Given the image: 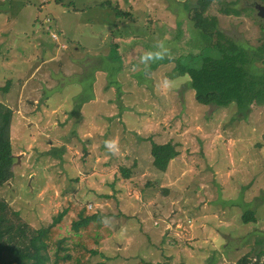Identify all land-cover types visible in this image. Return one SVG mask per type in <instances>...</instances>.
<instances>
[{"label": "rangeland", "instance_id": "obj_1", "mask_svg": "<svg viewBox=\"0 0 264 264\" xmlns=\"http://www.w3.org/2000/svg\"><path fill=\"white\" fill-rule=\"evenodd\" d=\"M102 1L0 0V87L11 80L0 102L11 109L15 157L0 199L31 228L66 206V222L82 205L99 211L112 232L92 262L255 260L264 251V102L242 113L200 104L174 71L171 57L203 44L185 7L195 0H110L120 18ZM228 1L206 14L261 71L264 18L252 7L264 0H237L238 15L219 10ZM147 52L169 60L144 74L158 61L142 63ZM168 141L177 155L159 171L150 143ZM248 209L255 222L242 221Z\"/></svg>", "mask_w": 264, "mask_h": 264}, {"label": "trees", "instance_id": "obj_2", "mask_svg": "<svg viewBox=\"0 0 264 264\" xmlns=\"http://www.w3.org/2000/svg\"><path fill=\"white\" fill-rule=\"evenodd\" d=\"M214 1L220 3L221 0H195L192 6L186 5L185 2L188 19L203 44L200 52L196 54L187 53L171 57L175 62L174 71L187 76L188 84L198 103L217 106L233 103L238 113H242L253 103L264 102V69L255 70V53L251 52V55H254L251 56L248 48L222 33L217 28L216 16L206 14L207 8ZM236 1L225 2L227 6L222 5L219 10L226 14L238 15L240 11L230 7L236 4ZM61 5L69 7L71 4ZM99 5L110 8L115 17L124 16L118 6L113 5L110 0H103ZM156 31L157 29L154 32ZM256 50L264 63V37ZM168 60V56L161 54L158 61L144 69V74L156 65L155 62ZM10 84L11 80H7L6 84L0 87V92L6 93ZM10 120L11 109L0 102V187L13 176L11 166L15 157L9 134ZM174 146L170 141L150 143L151 164L155 169H167L169 161L177 155ZM120 170L123 177L130 176L128 168L121 166ZM69 211L70 206H66L53 216L46 226L31 228L21 221L17 211L12 210L7 202L0 199V264H109L91 261L97 253L95 245L112 232L104 222L103 215L99 211L89 212L85 205H82L76 209V215L66 222L65 216ZM242 221L255 222L254 212L246 210L242 214ZM256 242L259 243L260 240ZM263 255L264 251L261 249L256 252L255 260L245 254L237 260V264H264V260L260 261ZM129 264L167 263L140 260Z\"/></svg>", "mask_w": 264, "mask_h": 264}, {"label": "clouds", "instance_id": "obj_3", "mask_svg": "<svg viewBox=\"0 0 264 264\" xmlns=\"http://www.w3.org/2000/svg\"><path fill=\"white\" fill-rule=\"evenodd\" d=\"M159 57L161 55L160 52L152 53V52H147L143 56H141V62H145L148 60H151L153 56ZM105 148L109 151H116V142L114 140H105L104 141Z\"/></svg>", "mask_w": 264, "mask_h": 264}, {"label": "flooded vegetation", "instance_id": "obj_4", "mask_svg": "<svg viewBox=\"0 0 264 264\" xmlns=\"http://www.w3.org/2000/svg\"><path fill=\"white\" fill-rule=\"evenodd\" d=\"M260 6H263L264 7V3L254 2L253 7H252L256 11L257 15H258V11H259L258 9H259ZM259 17H261V16H259ZM262 18H264V17H262Z\"/></svg>", "mask_w": 264, "mask_h": 264}, {"label": "water", "instance_id": "obj_5", "mask_svg": "<svg viewBox=\"0 0 264 264\" xmlns=\"http://www.w3.org/2000/svg\"><path fill=\"white\" fill-rule=\"evenodd\" d=\"M258 10H259L258 11V15L261 16V17H264V7L260 6Z\"/></svg>", "mask_w": 264, "mask_h": 264}]
</instances>
